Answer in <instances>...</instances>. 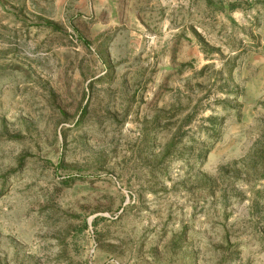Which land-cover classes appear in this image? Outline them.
<instances>
[{
	"label": "rangeland",
	"instance_id": "obj_1",
	"mask_svg": "<svg viewBox=\"0 0 264 264\" xmlns=\"http://www.w3.org/2000/svg\"><path fill=\"white\" fill-rule=\"evenodd\" d=\"M0 264H264V0H0Z\"/></svg>",
	"mask_w": 264,
	"mask_h": 264
},
{
	"label": "trees",
	"instance_id": "obj_2",
	"mask_svg": "<svg viewBox=\"0 0 264 264\" xmlns=\"http://www.w3.org/2000/svg\"><path fill=\"white\" fill-rule=\"evenodd\" d=\"M230 9H234V5H230ZM231 73V69L229 70V74ZM235 98H238V94L235 95ZM83 112V111H82ZM82 114V113H81ZM214 120V119H212ZM191 120H189L188 123H190ZM203 144V143H202Z\"/></svg>",
	"mask_w": 264,
	"mask_h": 264
}]
</instances>
